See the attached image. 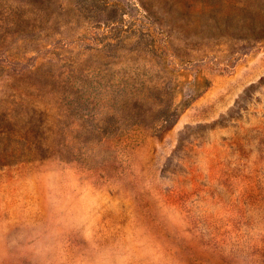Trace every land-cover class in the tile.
<instances>
[{"label":"rangeland","instance_id":"obj_1","mask_svg":"<svg viewBox=\"0 0 264 264\" xmlns=\"http://www.w3.org/2000/svg\"><path fill=\"white\" fill-rule=\"evenodd\" d=\"M0 264H264V0H0Z\"/></svg>","mask_w":264,"mask_h":264}]
</instances>
